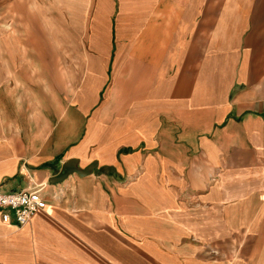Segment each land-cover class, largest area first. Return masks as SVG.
<instances>
[{
  "label": "crops",
  "instance_id": "0c3cea01",
  "mask_svg": "<svg viewBox=\"0 0 264 264\" xmlns=\"http://www.w3.org/2000/svg\"><path fill=\"white\" fill-rule=\"evenodd\" d=\"M52 34L80 54L59 79ZM3 50L19 97L66 101L0 123V192L45 202L0 218V264H264V0H0ZM69 160L94 166L48 183Z\"/></svg>",
  "mask_w": 264,
  "mask_h": 264
},
{
  "label": "rangeland",
  "instance_id": "374dc122",
  "mask_svg": "<svg viewBox=\"0 0 264 264\" xmlns=\"http://www.w3.org/2000/svg\"><path fill=\"white\" fill-rule=\"evenodd\" d=\"M45 36V37H44ZM87 35H84L82 37V41H84L85 47L87 48ZM5 35H1V38L3 41ZM16 38H19V35H15ZM44 38H46V44L49 45L51 50L49 49H44L40 45H38L36 48H39V55L42 60H48L51 58L54 63L56 64L53 66L51 70V75L57 76L59 79V70L60 68H65V64L71 66L72 64L75 63V59L77 56V50L71 48V46H74V42L76 41L75 35H68V48L67 50L65 49H59V41L60 37L59 35H43ZM39 37H36V41H38ZM6 42V41H5ZM46 45V46H48ZM36 50V49H35ZM1 52V51H0ZM29 56L30 59H33L31 54H33V51H30L29 49L25 51ZM80 53H84L85 51H79ZM49 54H51V57H49ZM27 55V56H28ZM2 63L0 64V100H2L3 104H0V110L3 112H0V123L2 126H5L2 130L4 135L12 136V135H18V133H28L32 132V130H27L29 127V123L32 125L33 129V123L35 121H40L41 118L38 113H19V110L22 111L24 108L27 107V101H29V104H35V109L38 110L39 108L47 107L51 108L52 114H51V121L55 122L57 120V115L55 114L56 108L58 107L59 103L64 100L63 94L60 93V88L58 87V83H53L52 88H49V93H48V88L46 87L47 90V96L45 93V97L40 98L37 96L35 99L28 98L26 97V93H24L25 97H19L21 92L23 91L24 86L27 85V83H21L18 80H14L12 78V74L16 73L20 67L15 66V67H8V64H4L6 62V51L3 50L2 52ZM13 57V56H12ZM19 57H22V55H19ZM37 54L34 57V61L36 63H31V66L29 67L30 69V74L32 75L37 73V70L39 69L38 63L36 61ZM60 64H63L60 66ZM4 65V66H3ZM14 65V64H12ZM72 67V66H71ZM70 67V69H71ZM75 67V66H74ZM27 68V67H25ZM73 68V67H72ZM76 68V67H75ZM8 69V71H7ZM36 82V83H35ZM38 84L44 85V80L42 78H34L33 82L29 84V87L33 90H37L38 88L40 89L41 86ZM3 93V94H2ZM23 95V94H22ZM44 98V99H43ZM66 101V100H64ZM55 112V113H54ZM38 116V118H37ZM33 122V123H32ZM19 127V128H18Z\"/></svg>",
  "mask_w": 264,
  "mask_h": 264
},
{
  "label": "built area",
  "instance_id": "2783aa9c",
  "mask_svg": "<svg viewBox=\"0 0 264 264\" xmlns=\"http://www.w3.org/2000/svg\"><path fill=\"white\" fill-rule=\"evenodd\" d=\"M39 189L0 192V218L4 223L21 225L45 206Z\"/></svg>",
  "mask_w": 264,
  "mask_h": 264
},
{
  "label": "water",
  "instance_id": "95a60500",
  "mask_svg": "<svg viewBox=\"0 0 264 264\" xmlns=\"http://www.w3.org/2000/svg\"><path fill=\"white\" fill-rule=\"evenodd\" d=\"M93 164L88 165L84 169H79L74 165V160H69L66 163L61 165L60 170L55 175L51 176L48 179V183L52 185H56L58 183H61L68 175L72 173H76L78 175H85L89 172H91L93 168Z\"/></svg>",
  "mask_w": 264,
  "mask_h": 264
}]
</instances>
